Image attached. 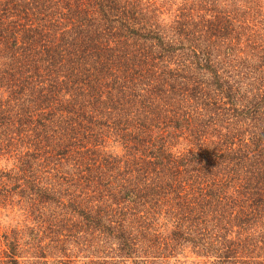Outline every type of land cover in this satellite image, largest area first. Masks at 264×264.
<instances>
[{
    "label": "trees",
    "instance_id": "trees-1",
    "mask_svg": "<svg viewBox=\"0 0 264 264\" xmlns=\"http://www.w3.org/2000/svg\"><path fill=\"white\" fill-rule=\"evenodd\" d=\"M0 264H264V0H0Z\"/></svg>",
    "mask_w": 264,
    "mask_h": 264
},
{
    "label": "rangeland",
    "instance_id": "rangeland-1",
    "mask_svg": "<svg viewBox=\"0 0 264 264\" xmlns=\"http://www.w3.org/2000/svg\"><path fill=\"white\" fill-rule=\"evenodd\" d=\"M12 221V220H11Z\"/></svg>",
    "mask_w": 264,
    "mask_h": 264
}]
</instances>
